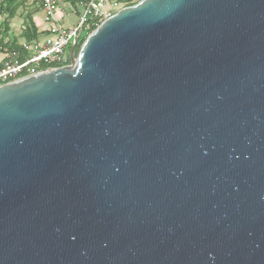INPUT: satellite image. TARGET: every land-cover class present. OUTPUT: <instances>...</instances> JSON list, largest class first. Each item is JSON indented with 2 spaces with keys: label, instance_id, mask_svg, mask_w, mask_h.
Masks as SVG:
<instances>
[{
  "label": "water",
  "instance_id": "1",
  "mask_svg": "<svg viewBox=\"0 0 264 264\" xmlns=\"http://www.w3.org/2000/svg\"><path fill=\"white\" fill-rule=\"evenodd\" d=\"M76 49L0 85V264H264V0H139Z\"/></svg>",
  "mask_w": 264,
  "mask_h": 264
},
{
  "label": "built area",
  "instance_id": "2",
  "mask_svg": "<svg viewBox=\"0 0 264 264\" xmlns=\"http://www.w3.org/2000/svg\"><path fill=\"white\" fill-rule=\"evenodd\" d=\"M32 1L43 9V35L30 42L24 41L22 52L5 55L0 64V85L68 65L72 46L75 43L78 46L102 21L126 4L125 0H76V4L68 8V1ZM77 7L83 8L81 14L77 12ZM70 9L79 15L75 25L64 22Z\"/></svg>",
  "mask_w": 264,
  "mask_h": 264
},
{
  "label": "trees",
  "instance_id": "3",
  "mask_svg": "<svg viewBox=\"0 0 264 264\" xmlns=\"http://www.w3.org/2000/svg\"><path fill=\"white\" fill-rule=\"evenodd\" d=\"M27 1L28 0H0V15L7 17L3 22V25L5 27L4 35L3 38L0 39V50L4 53L22 52V43L20 42L19 38H10V20L16 17L20 8H24L27 6ZM75 1L76 0H74L73 5L76 4ZM125 3V6H127L135 4L136 2L134 0H125ZM35 12H28L23 21L24 29L20 36V39H24L27 42L39 39L40 36L43 35L34 21ZM5 36L8 37V40H5ZM83 41L77 46L76 53L78 52ZM68 63H70V60H68Z\"/></svg>",
  "mask_w": 264,
  "mask_h": 264
},
{
  "label": "rangeland",
  "instance_id": "4",
  "mask_svg": "<svg viewBox=\"0 0 264 264\" xmlns=\"http://www.w3.org/2000/svg\"><path fill=\"white\" fill-rule=\"evenodd\" d=\"M135 2H138L139 0H134ZM124 5V4H123ZM122 5V6H123ZM68 10V9H66ZM77 12L81 14L83 12L82 7L76 8ZM36 11V12H35ZM28 12H35L34 15H43V9L40 7L37 3L33 2L32 0L27 1V6L24 8H20L16 17L10 20V27L11 31L9 32L10 38L11 37H17L20 41H23V39H20V36L24 29V19ZM6 16L0 15V39L3 38L5 27L3 25L4 20L6 19ZM79 21V15L74 12L72 9L68 11V15L65 18V23H68L69 25H75ZM5 40H8V37L5 36ZM82 42V41H81ZM4 52L0 50V57H2Z\"/></svg>",
  "mask_w": 264,
  "mask_h": 264
},
{
  "label": "crops",
  "instance_id": "5",
  "mask_svg": "<svg viewBox=\"0 0 264 264\" xmlns=\"http://www.w3.org/2000/svg\"><path fill=\"white\" fill-rule=\"evenodd\" d=\"M61 1H68V8L70 7L71 8V6L73 5V2H74V0H61ZM76 2V1H75ZM34 21H35V23L37 24V26L39 27V30L41 31L42 30V28L43 27H45V25H44V15H41V16H39V15H34ZM43 31V30H42ZM41 31V32H42ZM42 36V35H41ZM40 36V37H41ZM25 40L23 39V41H20L21 43H23ZM8 52H5L4 54H3V56L2 57H0V64H1V61H2V59L3 58H5V55L7 54Z\"/></svg>",
  "mask_w": 264,
  "mask_h": 264
}]
</instances>
